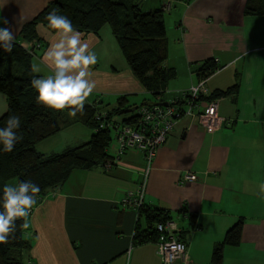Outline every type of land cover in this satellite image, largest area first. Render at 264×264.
<instances>
[{"label": "crops", "instance_id": "1", "mask_svg": "<svg viewBox=\"0 0 264 264\" xmlns=\"http://www.w3.org/2000/svg\"><path fill=\"white\" fill-rule=\"evenodd\" d=\"M52 1L0 0V21H7L0 27H11L16 38ZM247 1H170V11L163 14L164 65L176 75L157 99L132 74L107 25L98 34L81 33L98 56L91 68L96 88L85 103L100 98L111 109L122 96L136 105L182 97L197 83L196 71L207 60L221 68L208 78V93L236 84L237 92L217 98L220 126L213 131L197 118L179 119L149 168L139 151L130 150L121 156L109 152L111 166L74 170L28 217L32 247L27 264H160L156 243L131 245L137 211L118 204L140 185L143 205L172 216L187 245L188 264H212L214 245L239 218L244 221L240 244L224 247L220 264H264V0L261 15L245 14ZM156 3L144 12L158 9L161 0ZM42 32L39 47L24 46L32 49L31 62L41 63L36 74L46 76L51 72L42 63L43 54L58 36ZM91 133L70 118L36 149L45 155L60 153L87 142ZM187 172L197 179L184 184ZM139 224L146 228L143 219Z\"/></svg>", "mask_w": 264, "mask_h": 264}, {"label": "trees", "instance_id": "2", "mask_svg": "<svg viewBox=\"0 0 264 264\" xmlns=\"http://www.w3.org/2000/svg\"><path fill=\"white\" fill-rule=\"evenodd\" d=\"M163 1L165 0H161L158 9L144 12L138 0H54L21 27L11 52L0 49V93L7 96L9 109L0 117V127L4 126L9 115L16 114L21 119L17 135L23 137L11 152H4L0 146V196L5 183L12 180L15 183L31 180L40 187L32 212L35 206L60 187L74 170L91 171L98 167L111 166L114 158L108 148L112 141V130L115 131L116 125L137 127L140 123L138 110L125 112L136 105L129 104L127 96L118 97L111 109L102 106V100L97 98L91 103H85L83 116L78 113L76 118H71L91 129L92 133L87 142L60 153H40L36 145L57 134L62 125L69 122L70 117L67 110L56 112L39 105L36 92L31 87V79L39 75L31 72L32 49L27 50L24 45L31 43L32 48L40 46L38 25L54 32L47 27L46 20L52 11L67 17L80 33L98 34L101 28L107 25L132 74L151 97L157 99L166 92L168 82L176 75L172 68H166L164 65L167 59V43ZM174 1L187 3L191 0ZM244 13L263 14L262 0H248ZM217 69L221 68L217 67L214 61H205L196 71L198 80L214 75ZM236 90L237 84L224 91L200 95L199 100H217L235 94ZM180 98H176L177 101H181ZM146 102L170 101L144 100L138 108L148 106L144 105ZM121 200L118 203L120 206ZM2 210L0 200V211ZM134 210L137 211L138 219L131 241L133 247L155 244L158 238L156 224L168 219L173 220L165 210L150 209L145 205ZM141 219L146 228H141ZM21 223L22 221L16 222L14 238L0 245V264H27L32 243L28 229H22ZM243 225V219L239 218L226 231L223 240L214 245L211 253L212 264L221 263L224 247L240 244ZM178 236L181 237L180 234Z\"/></svg>", "mask_w": 264, "mask_h": 264}, {"label": "clouds", "instance_id": "3", "mask_svg": "<svg viewBox=\"0 0 264 264\" xmlns=\"http://www.w3.org/2000/svg\"><path fill=\"white\" fill-rule=\"evenodd\" d=\"M47 27L54 30L58 39L52 43L43 54V61L51 74L41 75L31 79V87L36 92V101L43 107L56 112H64L70 118L77 114L84 115L87 98L96 88L91 79L93 65L97 64L95 51L82 39V34L76 30L72 22L65 16L50 12L47 17ZM7 24V21H0ZM15 43V33L11 27H0V49L11 52ZM32 73L41 72V63L31 64ZM8 109V98L0 94V115ZM21 119L16 114L8 116L3 127H0V146L4 152H11L22 140L17 135ZM264 189V186H262ZM40 187L31 180L5 183L2 189V211H0V245L14 238L16 222L22 221V229L29 228L28 217L37 203Z\"/></svg>", "mask_w": 264, "mask_h": 264}, {"label": "built area", "instance_id": "4", "mask_svg": "<svg viewBox=\"0 0 264 264\" xmlns=\"http://www.w3.org/2000/svg\"><path fill=\"white\" fill-rule=\"evenodd\" d=\"M170 1L162 2L164 12H169L171 9ZM220 70L217 69L214 74ZM208 78H201L196 84L191 85L180 98L181 101L174 99L166 106L139 107L137 113L140 123L137 127L116 125L113 139L116 143L114 146L116 155L121 156L127 151L137 150L143 155L145 164L149 168L156 150L167 142L179 119L197 118L207 131L219 128L218 100L209 102L199 100L200 95L208 94L206 88ZM196 179L193 173L187 172L182 175L181 182L187 184ZM143 195L144 186L140 185L134 191L127 192L121 204L123 207L138 210L143 205ZM156 231L158 233L156 253L160 257V264H188L187 245L180 240L175 221L168 219L157 223Z\"/></svg>", "mask_w": 264, "mask_h": 264}, {"label": "rangeland", "instance_id": "5", "mask_svg": "<svg viewBox=\"0 0 264 264\" xmlns=\"http://www.w3.org/2000/svg\"><path fill=\"white\" fill-rule=\"evenodd\" d=\"M140 2V7H141V9L143 10V11H145V10H148V8H152V7H154V6H156V0H140L139 1ZM171 7H172V4H171ZM170 11V10H169ZM166 13H168V12H166ZM167 17V16H166ZM47 30V28H45L44 26H42V25H38V27H37V33L39 34V36H41V35H43L44 33L42 32V31H46ZM170 35H173L172 34V31H169V35L167 34V37H168V40H169V43H170V50H172V48H171V38H170ZM26 49L27 50H30L31 48H29L28 47V45L26 46ZM171 101V100H170ZM136 102H142V100L141 99H139V100H137ZM111 138H112V141H111V143H110V145H109V152H112V151H114L115 152V149H114V146H116V143H115V141L113 140L114 138H115V131L114 130H112V132H111ZM14 181V180H13Z\"/></svg>", "mask_w": 264, "mask_h": 264}, {"label": "water", "instance_id": "6", "mask_svg": "<svg viewBox=\"0 0 264 264\" xmlns=\"http://www.w3.org/2000/svg\"><path fill=\"white\" fill-rule=\"evenodd\" d=\"M167 102H146L144 105L148 106H166ZM138 109V105L132 106L131 108L127 109L125 112H134Z\"/></svg>", "mask_w": 264, "mask_h": 264}]
</instances>
